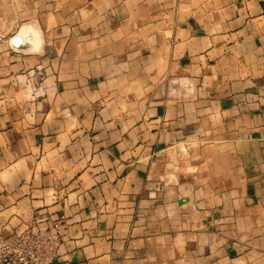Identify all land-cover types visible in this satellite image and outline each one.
<instances>
[{"label": "crops", "instance_id": "1", "mask_svg": "<svg viewBox=\"0 0 264 264\" xmlns=\"http://www.w3.org/2000/svg\"><path fill=\"white\" fill-rule=\"evenodd\" d=\"M56 220L55 264H264V0H0V234Z\"/></svg>", "mask_w": 264, "mask_h": 264}, {"label": "built area", "instance_id": "2", "mask_svg": "<svg viewBox=\"0 0 264 264\" xmlns=\"http://www.w3.org/2000/svg\"><path fill=\"white\" fill-rule=\"evenodd\" d=\"M62 243L59 220L27 224L11 238L0 234V264H55Z\"/></svg>", "mask_w": 264, "mask_h": 264}, {"label": "water", "instance_id": "3", "mask_svg": "<svg viewBox=\"0 0 264 264\" xmlns=\"http://www.w3.org/2000/svg\"><path fill=\"white\" fill-rule=\"evenodd\" d=\"M21 35V37L23 38V41L19 44H16L15 43V40ZM11 44L14 48H17V49H27L30 44L29 42L25 39L24 35H22V33L20 34H15L14 36H12L11 38Z\"/></svg>", "mask_w": 264, "mask_h": 264}, {"label": "bare ground", "instance_id": "4", "mask_svg": "<svg viewBox=\"0 0 264 264\" xmlns=\"http://www.w3.org/2000/svg\"><path fill=\"white\" fill-rule=\"evenodd\" d=\"M26 32V31H25ZM27 33V32H26ZM37 34V33H36ZM25 37V39H27L28 37H26V35L24 36ZM38 38V37H37ZM23 41V38L21 37V35L15 40V43L16 44H19V43H21ZM39 41V40H38Z\"/></svg>", "mask_w": 264, "mask_h": 264}]
</instances>
